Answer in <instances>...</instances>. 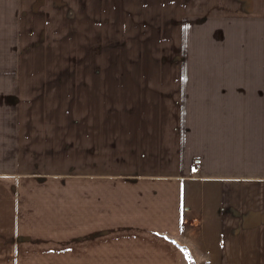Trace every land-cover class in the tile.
<instances>
[{
  "label": "crops",
  "instance_id": "1",
  "mask_svg": "<svg viewBox=\"0 0 264 264\" xmlns=\"http://www.w3.org/2000/svg\"><path fill=\"white\" fill-rule=\"evenodd\" d=\"M170 1L152 49L77 84L6 41L0 264H263L264 0ZM231 12L237 52L184 50L187 18Z\"/></svg>",
  "mask_w": 264,
  "mask_h": 264
},
{
  "label": "rangeland",
  "instance_id": "2",
  "mask_svg": "<svg viewBox=\"0 0 264 264\" xmlns=\"http://www.w3.org/2000/svg\"><path fill=\"white\" fill-rule=\"evenodd\" d=\"M169 5L170 0H0V51L8 39H20L33 84H77L80 68L127 66L128 52L152 49L157 32L165 31L161 23L171 20L165 17ZM204 14L185 20L184 50H208L210 38L209 51L237 52L238 13ZM77 94L70 92L72 100ZM72 100L71 114H77ZM184 254L187 264L196 263Z\"/></svg>",
  "mask_w": 264,
  "mask_h": 264
},
{
  "label": "trees",
  "instance_id": "3",
  "mask_svg": "<svg viewBox=\"0 0 264 264\" xmlns=\"http://www.w3.org/2000/svg\"><path fill=\"white\" fill-rule=\"evenodd\" d=\"M181 247V245H179Z\"/></svg>",
  "mask_w": 264,
  "mask_h": 264
}]
</instances>
